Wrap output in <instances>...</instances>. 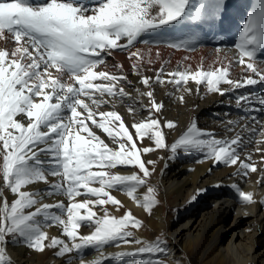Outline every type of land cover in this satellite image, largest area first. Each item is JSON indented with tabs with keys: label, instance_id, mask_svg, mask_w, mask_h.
<instances>
[{
	"label": "snow or ice",
	"instance_id": "6c2138e0",
	"mask_svg": "<svg viewBox=\"0 0 264 264\" xmlns=\"http://www.w3.org/2000/svg\"><path fill=\"white\" fill-rule=\"evenodd\" d=\"M225 8V0H200L198 4L192 0H100L91 6L82 0H0V41L14 45L0 47V264H13L6 249L18 241L39 252L54 248L59 257L71 259L75 253L80 264H105L127 257H140L139 264H165L169 254L165 241L137 237L133 230L143 224L131 209L117 217L105 207L111 204L116 211L124 207L112 195L113 190H120L151 213L157 188L148 178L156 162L142 157L156 150L200 152L214 164L236 167V174L245 179L259 171L257 183L264 184V147L260 146L264 145V121L255 115L246 118L247 122L230 121L229 131L234 132L230 138H216L193 122L168 145L163 129L175 130L177 124L171 120L161 123L157 114L164 105L156 101L153 88V82L167 83L177 92L190 94L187 85L193 82L198 89L203 85L210 93L224 95L264 86V0H254L234 45L235 57H217L207 67L201 61L195 69L186 64L166 71L162 66L155 77H149L142 75L144 54L132 50L145 34L193 21H215ZM141 42L149 43L147 39ZM167 44L194 50L196 41L180 38ZM113 50L128 51L134 60L132 73L142 75L140 83L149 89L139 93L148 97L149 104L139 105L147 116L131 125L135 134L117 111L98 110L111 103L105 96L131 99L120 86L131 84L123 65H114L120 74L96 70L106 64ZM236 67L242 69L239 78L232 75ZM234 99L242 111L264 113V92H238ZM179 100L183 102L184 95ZM129 112L135 108L130 106ZM90 124L102 130L110 143ZM240 124V131H234ZM145 140L150 146H138ZM249 144L256 145L259 168L253 152L242 155ZM121 169L138 171L122 174ZM50 176L59 180L50 184L47 196H65L67 204L63 200L42 203L44 194L24 190L37 182L48 184ZM232 187L243 204L257 203L252 191ZM141 188H146L142 195ZM3 189L15 197L11 202ZM97 207L102 215L94 210ZM52 226L61 227L70 243L49 237L47 228ZM82 226L90 227V234L80 235ZM109 245H127L133 250L106 254ZM87 249L99 255L85 261Z\"/></svg>",
	"mask_w": 264,
	"mask_h": 264
},
{
	"label": "bare ground",
	"instance_id": "6f19581e",
	"mask_svg": "<svg viewBox=\"0 0 264 264\" xmlns=\"http://www.w3.org/2000/svg\"><path fill=\"white\" fill-rule=\"evenodd\" d=\"M199 1L192 0V3L197 4ZM241 9L242 11L245 10L243 6ZM233 11H235L234 6L228 10V14H233ZM192 24L193 22H190L179 28L170 29L182 38H192L194 35L191 29ZM166 30L167 27L145 34L149 35L147 38L149 43L141 42L144 40L141 37V41H138L135 48L132 49L133 51L139 49L144 54L142 75L155 77L156 71L162 66L166 71H173L178 66L183 67L186 64H190L195 69L201 61L207 67L217 57L223 59L225 56L232 58L237 55L234 45L226 48L218 47L219 51H217L218 49L206 46L197 47L196 45L194 50L174 49L168 46L166 37H155L159 33L167 32ZM237 31H241L240 25L237 26ZM171 40H175V37ZM123 42L121 41V43ZM0 47L11 49L14 45L10 42L0 41ZM185 57L190 59L185 60ZM148 59L152 61L150 64L147 62ZM133 62L134 60L129 59L128 51L113 50L107 58L106 64L101 65L96 70L120 74V70L114 65H123V72L131 84L122 82L120 86H123L125 91L130 93L131 99L126 97L121 100L105 96V99H111V103L98 110L117 111L123 117L129 130L135 134L131 125L147 116V113L142 111L139 105L141 102L144 105L149 104L148 97L140 96L139 93L149 89L140 83L142 75L132 73ZM232 75L239 78L243 75L242 69L236 67ZM99 82L96 81V83ZM187 87L192 89L190 94L177 92L172 84L161 85L153 82L155 99L164 105L161 112L157 114L161 123L171 120L177 124L175 130L163 129L168 145L174 143L193 122L203 132L214 133L216 138H230L234 134L233 131H229L230 121L247 122L246 118L250 119L253 115L264 121V113H250L247 109L242 111L236 106L234 99L238 92L255 91L262 93L264 86L257 85L252 89H239L224 95L210 93L203 85L198 89L193 82H189ZM222 87L227 86L222 85ZM181 94L184 95L183 102L179 100ZM130 106L135 108V112H129ZM211 108L212 111L209 110ZM242 126L240 124L234 131H240ZM90 127L101 138L110 143L102 130L96 129L91 124ZM138 146H150V142L145 140L143 145ZM260 146L264 147V145ZM255 147L256 145L249 144L242 155L253 152L259 168L261 167L260 156L255 153ZM142 158L158 163L151 175L154 180L150 181L148 178L149 184L157 188L156 198L165 197L167 212H173V216L170 217V214L165 213L164 208H159L154 214L158 226L166 228L171 239L170 251L167 255L168 260L165 264H177V262L179 264H194V261H189L188 257L192 256L195 250L198 251V259L201 260L202 264H264V203H261L264 201V184L257 183L261 176L259 171L252 173L245 179L236 174V167L214 164L211 160L204 159L202 153L196 151L185 153L178 150L176 154H173L169 149H160L148 153ZM148 167L151 169L152 166L148 165ZM120 171L122 174H129L131 171L138 170L121 169ZM58 180L59 177L50 176L48 184L37 182L24 190L44 194L42 203H56L63 200L67 204L68 200L65 196H47L46 194L50 184ZM2 185L3 181L0 179V186ZM233 185H238L244 191H252L257 203L243 204L236 190L232 187ZM94 186L98 187V185ZM3 191L9 202L15 198L8 189H3ZM144 192H146V188L139 190L141 195ZM112 195L122 201L124 205L117 212L121 213L123 209H131L132 212L147 217L148 212L132 201L123 191L113 190ZM83 198L78 197L77 199L82 200ZM188 203L190 204L188 205ZM108 206L112 212H116L115 206L109 204L105 207L108 208ZM179 209L183 210L180 212ZM94 210L101 215L103 214L99 207ZM53 211L57 210L53 209ZM91 230L88 226H82L78 233L87 235L90 234ZM47 231L49 237L56 236L70 243L68 238L62 235L61 227L52 226L47 228ZM135 235L142 238L141 229L136 230ZM6 250L12 258L13 264H80L75 253L72 254L71 259L68 256L59 257L54 248H47L45 251L39 252L26 246L24 242L21 244L10 243ZM129 250L133 249L127 245L119 247L109 245L106 246L105 253ZM98 255L92 249H87L84 259L91 261ZM139 260L140 257H127L106 260L105 264H139Z\"/></svg>",
	"mask_w": 264,
	"mask_h": 264
},
{
	"label": "rangeland",
	"instance_id": "374dc122",
	"mask_svg": "<svg viewBox=\"0 0 264 264\" xmlns=\"http://www.w3.org/2000/svg\"><path fill=\"white\" fill-rule=\"evenodd\" d=\"M209 110L212 111L213 109L211 108ZM157 165H158V163H155V168L157 167ZM149 180L153 181L154 179H153V177L150 176ZM149 180H148V182H150ZM156 199H157V203H156V205L153 206L151 213H148L147 217H144L142 214H137L135 212H132V214L134 217H136L142 221L143 226L140 229H141V232L143 235H142V238L140 237L141 239L148 241V242H155L159 238L160 240H163L166 242L167 247L170 251L171 239L168 236L167 229L166 228H160L158 226V223H157V220H156L154 214L159 208H164L165 213L170 214V217L173 216V212H169V213L167 212L168 208H167V201H166L165 197L162 196L161 198H156ZM189 204L190 203H188V205ZM108 209L113 215H115L117 217L123 216L125 214V212L127 211V209H123V211L121 213H119L117 211L112 212L110 210L109 206H108ZM182 210L183 209H179L178 211L181 212ZM156 224H157V227H156ZM133 231L136 232L135 229ZM21 243H23V241L17 242V244H21ZM193 253L194 254L192 256L188 257V260L194 261V264H196V262H198V264H202L201 260L198 259V251L195 250ZM164 260H165V262H167V260H168L167 256L164 257Z\"/></svg>",
	"mask_w": 264,
	"mask_h": 264
}]
</instances>
